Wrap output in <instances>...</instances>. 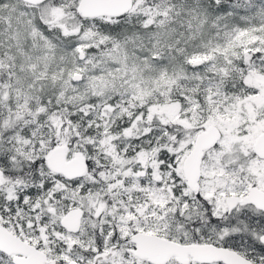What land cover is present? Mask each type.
I'll list each match as a JSON object with an SVG mask.
<instances>
[{"label":"snow or ice","instance_id":"6c2138e0","mask_svg":"<svg viewBox=\"0 0 264 264\" xmlns=\"http://www.w3.org/2000/svg\"><path fill=\"white\" fill-rule=\"evenodd\" d=\"M0 264H264V0H0Z\"/></svg>","mask_w":264,"mask_h":264}]
</instances>
